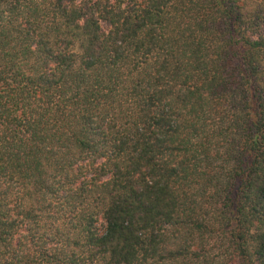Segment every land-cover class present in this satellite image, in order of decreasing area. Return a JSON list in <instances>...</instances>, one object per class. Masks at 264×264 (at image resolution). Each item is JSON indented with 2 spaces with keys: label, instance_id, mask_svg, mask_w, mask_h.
<instances>
[{
  "label": "trees",
  "instance_id": "obj_1",
  "mask_svg": "<svg viewBox=\"0 0 264 264\" xmlns=\"http://www.w3.org/2000/svg\"><path fill=\"white\" fill-rule=\"evenodd\" d=\"M0 264H264V0H0Z\"/></svg>",
  "mask_w": 264,
  "mask_h": 264
}]
</instances>
